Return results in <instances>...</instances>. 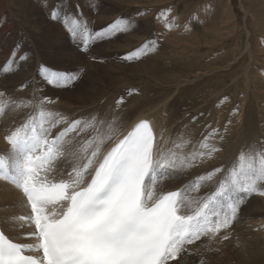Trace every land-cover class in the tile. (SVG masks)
Segmentation results:
<instances>
[{
	"label": "snow or ice",
	"instance_id": "snow-or-ice-1",
	"mask_svg": "<svg viewBox=\"0 0 264 264\" xmlns=\"http://www.w3.org/2000/svg\"><path fill=\"white\" fill-rule=\"evenodd\" d=\"M169 11L161 10L158 19L167 20ZM51 18L60 19L55 11ZM63 19L74 37L88 32L77 18ZM173 26L175 18L165 23L168 30ZM131 27L128 21L117 20L94 35L102 38ZM156 43L146 42L123 59H139ZM82 50H88L87 40ZM16 57L14 49L0 69L11 72ZM18 59L22 63L27 55ZM40 74L56 88L69 87L78 79L76 73L44 65ZM53 102L40 99L38 113L4 136L9 152L0 154V180L22 194L30 214L18 218L23 222L19 226L32 230L13 238L0 228V264H183L185 257L202 256V248L205 253L219 251L212 245L230 239L229 230L246 198L264 196V151L241 152L231 169H214L176 191L157 190L159 182L178 169L197 167L219 151L209 143L218 135L215 129L203 137L199 151L185 153L183 141L174 142L180 151L164 150L148 120L120 135L114 120L68 119L42 107ZM116 103L119 107L123 97ZM4 112L0 104V113ZM221 172L227 174L212 192L195 194ZM22 238L30 242H17ZM203 239L207 244H197ZM200 264H205L203 259Z\"/></svg>",
	"mask_w": 264,
	"mask_h": 264
},
{
	"label": "rangeland",
	"instance_id": "rangeland-1",
	"mask_svg": "<svg viewBox=\"0 0 264 264\" xmlns=\"http://www.w3.org/2000/svg\"><path fill=\"white\" fill-rule=\"evenodd\" d=\"M169 8L167 20L163 17L158 19L161 10ZM52 11L58 13L59 21L52 20ZM4 14L9 16V21L13 14L17 24L16 27L12 24L2 28L4 35L0 33V40L8 39L9 46L16 44L15 59L19 65L24 63L19 61V55L25 54L26 50L32 51L35 84L40 83L36 84L39 89L36 96L39 100L48 96L52 101L55 100L45 105L48 104L50 108L57 106L59 110L56 109V112L65 117L89 119L94 113L98 120H116V126L117 118L103 120L100 115L111 108V112L121 111L123 122L119 124H122V128L136 116L138 111H134L132 101L140 98L146 87H169L171 94L178 95V102L186 104L181 109V122L189 117H192L191 122L196 121V113L200 112L201 119L207 123L205 127L223 133L224 128L218 120L224 119L225 125H230H227V129L237 128L240 132L237 135L240 153L247 147H259L258 152L264 151V0H0V29L5 24ZM65 15L73 16L82 25H87V51L82 50L81 46V39L85 36L73 37L74 42L70 41L69 30L67 32L63 19ZM172 18H175L177 26L168 30L165 23L171 22ZM117 20H126L132 27L127 32L102 38L94 35L95 32L106 31ZM149 41L157 42L154 50H149L139 59H123L126 54ZM17 45L20 47L17 48ZM28 58L31 62L32 57ZM41 65L52 71L56 69L76 73L78 79L69 87L50 86L40 79ZM200 79L204 81L201 84L203 87L191 91L187 89L190 85L185 84L186 81L197 83ZM18 88L26 90L24 85ZM0 89L7 90L4 87ZM203 90H209L211 96L203 98ZM190 95L195 98L189 103L187 99ZM120 96L123 97V103L117 107ZM229 103L235 105L229 107ZM103 106L105 110L100 109ZM209 114L211 118L205 119ZM124 117L128 120L125 123ZM237 120L240 122L238 126L233 124ZM216 147L219 151L212 156L222 151L221 146ZM254 195L246 198L240 214L246 212L244 205L247 203L251 202L250 208L262 204L259 195ZM241 232L245 231L240 230L236 237L230 236L225 244H213L219 251L185 257L183 264H200L201 259L205 264L242 262L240 255L246 252L247 241L255 237L256 242H261L264 236L259 239L258 236Z\"/></svg>",
	"mask_w": 264,
	"mask_h": 264
},
{
	"label": "bare ground",
	"instance_id": "bare-ground-1",
	"mask_svg": "<svg viewBox=\"0 0 264 264\" xmlns=\"http://www.w3.org/2000/svg\"><path fill=\"white\" fill-rule=\"evenodd\" d=\"M12 15L13 14L10 15V17H12L11 21H9V16L5 15L6 18H3L5 24L3 25V27H1L0 33L2 32V34H3V32H4L2 28L9 27L12 24H14L15 27H16L17 23L15 22V19L13 20L14 15L13 16ZM10 29H11V27H10ZM10 32H13V31H10ZM54 32H56V31H54ZM138 32L141 33L140 31H137V33ZM126 35H127V33H126ZM7 38H8V36H7ZM56 40H58L57 37H56ZM0 41H2V45L0 46V65H3L6 62V60H8V57H9L10 52H11V49H12V51L15 49V45L16 44H13V45L9 46L8 39H5V40L3 39V40H0ZM44 44H46V43H44ZM98 47H96V48H98ZM49 50H50V48H49ZM25 54L27 55V58L28 57H32L31 62H29L30 58L25 60L22 65L17 64V61H16V64H14L13 67H12V71L9 72V73H4L3 70L0 69V88L4 87V88L7 89V90H1L0 89V93H2V94L13 93L17 97H21V99L29 97V94L33 93L34 89L36 88V84H35L36 78L34 77V69H33V63H34L33 62V55H32V51L31 50H26ZM90 55H92V54H90ZM226 56L227 55H225V57ZM130 64H131V62H130ZM231 76H229V77H231ZM226 77H227V75H226ZM203 82H204L203 79H200L197 83H192L190 81L189 82L186 81L185 84H189L190 85L187 89L189 91H191V90L197 89V87H200ZM23 85L26 87L25 91H21V93L15 92L16 89H19L18 87H21ZM146 86H149V85H146ZM201 87H203V85ZM170 90L171 89L169 87L165 88V89H162V88L161 89H156V88H152V86L151 87H146L143 90V93L141 94L140 98H135L134 97L135 99L132 101L134 106L131 103V105L133 107H135L134 111H136V112L138 111L136 116L129 123H127L126 125L122 126V128H121L122 124H119V123L123 122V119L120 116L121 111L120 112H118V111L114 112V110H113V112H114L113 113V112H111L112 109L110 108L109 111H106V113L102 112V113H100V115L103 118V120H106V118H108V117L117 118L116 127L118 128V133L120 135L125 134L132 127V125L135 122H137L139 119L146 118L152 124V126L154 128V131L157 134V137L159 138L160 144L162 145L164 150L172 149L174 151H180L179 149H175L174 148V142L179 143V142L183 141L185 143V147L183 149V151L185 153H191L193 151H199V150H201L199 148V144L203 140V137L210 132V128H209V126L205 127V125H207V123H204V119H201L200 112L196 113L197 114V118H198V119H196V121L191 122L190 119L192 117L191 118L189 117V118H186L184 120L182 119V122H181V118H182V117H180L181 109L184 108L186 106V104L178 102V99H177L178 95L175 96V94L173 92L171 94ZM202 93H204V95L202 97L205 98V99L209 98L211 96V94H212L209 90H203ZM117 94H118V92H117ZM117 94H116V96H117ZM35 95H37V93H35ZM125 98H127V97H125ZM194 98H195L194 96L190 95L187 100L190 103V102H192L194 100ZM14 99H16V97L15 98H11V99H7L6 102L4 103V106L7 108V110L10 109V107L8 106V103L12 102ZM111 100H113V99H111ZM78 102H79V99H78ZM235 102H237L236 99H235ZM48 104L47 105L44 104V105H42V107L45 110H51V111L56 112V109H58V107L55 106V107H51L50 108V106H49L50 104L49 105ZM127 104H128V102H127ZM233 105H235V103H229V107L230 106L232 107ZM53 106H54V104H53ZM96 106H99V105H97V103H96ZM40 107L41 106L38 104V108H40ZM109 107H110V105H109ZM94 108H95V106H94ZM94 108H92V109H94ZM100 109H104V106L102 108H100ZM24 111H27V110H24ZM63 111H64V109H63ZM69 111L71 112V110H69ZM95 111H97V110H95ZM78 112H81V111H78ZM86 113H89V112H86ZM124 113H125V111H124ZM22 114L23 113L21 111H19V112L14 113V114H12V113H10V114L4 113V114H2L0 116L1 117V119H0V147L9 148V145L4 140H2V138H1V136H2V132L1 131H3V133L5 134L7 129H8V123L12 124L15 121V119L19 118L20 116H22ZM75 116H76V114H75ZM90 116H96V114L94 115V113H93ZM122 116H124V114H122ZM128 117H127V119H128ZM210 118H211V114H209V116H207V118L205 116V119H210ZM125 121H128V120H125V117H124V123H125ZM218 121H220V123L222 125V128H224V131H223V133H218V135H216L215 138H211L209 140V143L213 142L215 146H221L222 147V151L217 153V154H215L211 158L206 159L203 163H200L197 167L191 168L189 170H179L178 169L176 175L172 176L171 178L164 179L163 181H161L157 185L158 191L166 192V191L178 190V189L182 188L184 185L190 183L197 176H201V175H204V174H206L208 172H212L214 169H217V168H220V169H223V170L231 169L235 164L238 163V156L240 154V139L238 138L237 135H239L240 132H238L239 130H237V128L236 129H227V127L230 126V125H228V124H227L228 126L225 125L224 121H226V120L220 119ZM233 124L238 126L240 124V122L237 120ZM221 137H222V139H221ZM249 145L250 144H248V146ZM259 150H260L259 147H247L246 149H243L242 152H244V153L246 151H250V152H255L256 151V152H258ZM226 174H227L226 172H221V173L216 174V176L213 178V180L209 182V184H210L209 187L203 188V189L200 190L199 193H195V194L203 196L206 193L212 192L214 190L216 181L218 179L222 178L223 176H225ZM168 179H171V180L169 181ZM238 195H240V194H238ZM258 197H260L262 199V202L260 201L262 204H260L256 208H250V206H252L251 202H250V204L247 203V205H244L246 207V209H245L246 212L244 211L245 214L244 213L240 214V212H239L236 222H234L232 228L229 230V235L230 236L233 235V237H236V235H238V233H240V230L245 231V232H241V234L245 233V234H248L249 236H251V235L258 236V237H260L259 239H261L264 236V196L259 195ZM19 201H20V197H19L18 193L15 192L12 187H10L9 185H6L2 180H0V205L1 204H6V205H9L10 207H14L15 208L17 203H19ZM254 205H255V203H254ZM240 218L242 219V222L240 221ZM232 230H235V231L231 232L232 233L231 234L230 231H232ZM263 238H262V241H264ZM239 241L240 240H238V243H239ZM262 241L261 242H256L255 237H253L252 240H248L247 241L248 245H246V247H247L246 252L240 255V258L243 261L241 260L242 262L236 263V264H264V256L262 255L264 253L262 250H264V249L262 248L263 247V242ZM226 242L227 241H224L223 244H225ZM201 243L207 244V241L200 242V244ZM244 243H245V241H244ZM236 245L239 246V244H236ZM243 245L244 244H242V246ZM238 246H236V247H238ZM212 247H213V245H212ZM201 252L203 253V248L201 249ZM239 254H240V251H239Z\"/></svg>",
	"mask_w": 264,
	"mask_h": 264
}]
</instances>
